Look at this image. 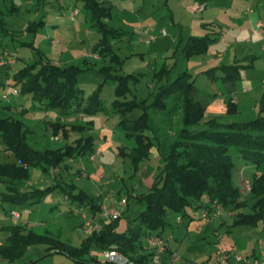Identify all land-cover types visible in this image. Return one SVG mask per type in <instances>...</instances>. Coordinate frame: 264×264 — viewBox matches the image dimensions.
I'll return each instance as SVG.
<instances>
[{
  "label": "rangeland",
  "instance_id": "374dc122",
  "mask_svg": "<svg viewBox=\"0 0 264 264\" xmlns=\"http://www.w3.org/2000/svg\"><path fill=\"white\" fill-rule=\"evenodd\" d=\"M99 1L113 6L112 18L107 21L109 26L126 32L122 40L113 43L115 52L126 60L118 74L139 78V81L131 84L132 92L125 100L136 97L138 100L149 98L151 102L163 86L174 82L184 72L193 76L199 90L209 95L224 92L226 85L223 80L210 78L205 72L222 65L235 64L249 55L251 50L257 51V60H262L260 64L264 68V49L259 50L261 45H264V0ZM201 4H205L206 9L197 12ZM0 11L4 20V25L0 24V56L7 52L16 62L13 66H0V120L8 117L23 120L33 130L28 135V142L38 150L58 149L82 136L94 137L95 148L100 145L104 148L102 154H93L94 160L88 154L76 158L69 163V171L63 172L62 176H59L60 173L56 170L48 176L38 169H32L30 179L18 181L17 184L22 191L45 190L57 183L74 184L77 187L75 194L81 190L86 192L97 203L103 204V211L94 213L89 207L80 206L72 199L70 192H64L61 186H57L49 189L42 200L35 204H3L0 206V222L6 225L28 224L27 228L31 227L36 232L60 235L63 241L80 245L86 238L87 221H99L104 215L118 211L121 218L118 220L117 229L119 232L126 231L144 209V205L138 202L136 196L150 190L156 176L162 172L172 143L184 127L180 96L173 94L168 99L167 109L164 111L151 110L148 135L155 145L149 160L144 162L139 170L135 169L129 158L119 155V147L124 146L129 150L136 143L125 137L118 125L120 117L111 110L116 99L115 85L112 83H106L101 91V99L106 108L104 111L93 116L82 113L61 116L57 111L68 124L87 125L92 121L90 129L73 134L70 140L55 136L47 124L55 121V118L50 114L45 115V111L34 105L29 95L15 94L18 88L14 86L13 76L27 63L32 62L38 51L51 60L60 61L64 66H83V60L87 59L94 69L81 74L78 84L88 97L104 81V77L97 70L108 64L92 53L101 35L92 27L91 15L81 0H45L44 3L37 0H0ZM254 18L263 24L262 29L260 28L261 38L256 37L260 40L257 47L245 43L244 40L252 36L248 32H241L243 28H248ZM32 22L37 23V30L28 31L27 28ZM208 33H213L212 37L216 39L209 52L185 58L183 47L189 37L205 36ZM222 38L232 44L230 49L221 43ZM54 41L56 43H53ZM219 54L223 56L219 57ZM163 68L167 69L166 75L163 80L158 79L155 74ZM221 75L219 71L217 76ZM237 85L243 88L242 81ZM6 95L10 99H5ZM242 97L240 110L231 115V119L229 117L225 123L251 121L258 117L260 108L254 98L250 105L256 108V115L247 116L243 113V106L247 104H243ZM21 108L27 111L23 113ZM51 112L55 113L56 110L49 111ZM141 114L138 110L130 117L136 119ZM231 153L237 166L234 179L239 188L242 185L241 177L251 181L255 174L264 172V164L257 169L247 164L234 149ZM12 160V155L8 153L0 137V162ZM55 176L61 182H55ZM0 190H4V185L0 186ZM243 195L247 199L250 197L246 191ZM210 205L208 196H204L201 202H193L188 209L189 216L185 218L184 225L177 226V218L174 216L168 218L172 226L165 229L162 237L165 238V245L175 247L178 255L183 257L180 264H218L217 259L225 247L233 254L243 258L250 257L251 264H255L257 259L262 260L263 226L236 227L233 215L229 212H222V216L217 218H213V214L209 218H203L207 212L205 208ZM25 210L24 218L17 219L13 216L14 213L22 216ZM191 216L205 226L204 231L188 230L187 224L190 223ZM103 222L106 224L107 220ZM170 234L175 235L174 241L169 240ZM7 236L8 232H0V241ZM143 243L148 248V237L143 238ZM45 250V246H32L20 260L9 263L0 259V264H30L34 261H38L37 264H75L64 254L49 255ZM160 258L161 264H164L162 255ZM148 264L157 263L152 257Z\"/></svg>",
  "mask_w": 264,
  "mask_h": 264
},
{
  "label": "trees",
  "instance_id": "16d2710c",
  "mask_svg": "<svg viewBox=\"0 0 264 264\" xmlns=\"http://www.w3.org/2000/svg\"><path fill=\"white\" fill-rule=\"evenodd\" d=\"M37 1L44 3L45 0ZM81 1L91 15L92 27L101 35L92 53L108 63L97 70L104 81L86 97L78 79L81 74L94 69L87 59L83 60V66H63L38 51L35 59L13 76L18 94L29 95L34 105L45 112L56 110L61 116L73 113L93 116L106 109L101 99L103 86L106 83L114 84L116 99L111 110L120 117L118 125L125 137L136 143L129 150L124 146L119 147V155L129 158L136 170L149 160L155 145L148 135L151 110H166L168 99L175 93L182 102L184 127L172 143L162 172L156 176L150 190L136 196L144 209L126 231H118L121 217L114 218L104 225L102 231L87 235L80 245H73L63 241L60 235L49 232L41 234L31 227L27 228L28 224L2 225L0 222V232H8L6 239L0 241V259L14 263L30 247L40 245L45 246L49 255L61 253L77 264H106L102 256L109 250L123 253L134 264H148L154 252L149 246H144L143 238L151 235L162 237L165 229L172 226L168 220L170 216L181 218L182 222L189 216L188 209L193 202H201L204 196H208L211 203L205 208L206 213L211 215L219 206L222 212L233 213L234 226H263L264 231V172L255 174L251 181L241 177L242 185L239 188L234 179L237 166L231 153L234 149L247 164L257 169L264 164V96L259 103L260 113L254 120L224 123L218 117L206 118L209 102L199 95L193 76L184 72L174 82L163 86L151 102L149 98L125 100L132 92L131 84L139 81L137 76L118 74L126 60L115 52L113 43L122 40L126 32L109 26L107 21L112 18L113 10L111 4L99 0ZM0 24L4 25L1 11ZM36 26L37 23L32 22L27 29L37 30ZM212 34L189 37L183 47L184 57L207 54L216 40ZM254 61L255 58H246L205 73L210 78H220L225 84L234 86L242 80V71L253 68ZM219 71L222 74L220 77L217 76ZM166 72L167 69L163 68L155 77L163 80ZM227 108L229 115L238 113V105L231 99L227 101ZM138 110L142 114L132 119L130 115ZM26 111L21 109L23 113ZM92 123L68 124L55 120L47 124L55 136L61 134L64 139L70 140L73 134L90 129ZM32 132L23 120L12 117L0 120V137L13 157L12 161L0 162V186L4 185V190H0V206L5 203L35 204L42 200L49 189L61 186L64 192L71 193L72 199L80 206H87L94 213L102 211L101 204L93 197L82 190L75 194L77 187L63 180L64 184L57 183L45 190L22 191L18 188V181L30 179L32 169H38L48 176L56 170L62 176L63 172L69 171L70 162L87 154L92 157L101 147L95 148L94 137L82 136L58 149L38 150L28 142V135ZM56 176L55 182H61ZM245 182H249L250 190L245 188ZM244 191L250 194L248 199L243 195ZM190 219V222L194 220L192 216ZM37 263L34 261L30 264Z\"/></svg>",
  "mask_w": 264,
  "mask_h": 264
},
{
  "label": "crops",
  "instance_id": "0c3cea01",
  "mask_svg": "<svg viewBox=\"0 0 264 264\" xmlns=\"http://www.w3.org/2000/svg\"><path fill=\"white\" fill-rule=\"evenodd\" d=\"M256 21H257V24L255 25ZM259 24H260V22H258V20H256L255 18L250 21L249 26L247 25V23L245 24V26L246 27L248 26V28H246V29L243 28V30H241V32H243V33L248 32L249 35L252 36V38L245 39L244 40L245 43H247L249 45L253 44L254 47L256 45L257 46L260 45V40H259L261 38L260 30L262 29V27L260 29ZM253 29H258V32L254 33ZM256 37H259V39L257 40ZM254 40H255V42H254ZM53 43H56V42L54 41ZM221 43L226 45L227 49L228 48L230 49L232 47V44L228 43V41L224 38L221 39ZM263 49H264V45H261V49H259V50L263 51ZM256 52H257L256 50L255 51L251 50L249 55H247L245 58H243V60L246 58H255V61L253 63L252 69L244 70L242 72V80H241L243 82V88L242 89L237 85L238 83L234 86H229V85L225 84L226 87H225L224 92L220 91L219 93H216L217 95L215 97L205 93L204 91L199 90V95L202 96L204 99H206L209 102V105L207 108V113H206V118L218 117L221 119V122L225 123L229 119V117L231 116L228 114L227 101L229 99L233 100V102L238 105V110H240V100H241L242 96H243L242 97L243 98V104H247V105L243 106V113H245V115H247V116H250L251 114L256 115V108H254V107L252 108V106L250 105L251 100L254 98L257 106L259 107V103H260L262 97L264 96V68H262V66L260 64L262 60H257L258 56H256V54H257ZM222 56H223L222 54H219V57H222ZM52 61L55 62L56 64L61 65L60 61H55V60H52ZM63 62H67V61H63ZM216 68H219V67H216ZM258 79H259V81H257ZM260 80H261V82H260ZM45 113H46L45 115H47V116L50 114V116L55 118L56 121H61V122L67 123L66 120L63 121L61 116L58 114L59 112L57 113V111L55 113L54 112H51V113L45 112ZM230 119H231V117H230ZM234 122H237V121H234ZM60 136H61V134L58 135V137H60ZM71 142H73V141H71ZM102 150H104L103 147H102ZM150 179H151V174H150ZM103 194H105V192H103ZM101 206H102V211H103V209H104L103 204H101ZM23 214L24 215H22L21 219L24 218V216H26V210L23 211ZM230 215H233V213H230ZM103 220H107L106 224L111 221V219H109L106 215H104L103 219H99V221H95V222H99L103 225H106L103 222ZM206 223H211V222H206ZM175 224L177 226L184 225L185 221L182 220V222H179L178 219H176ZM187 228L189 231L190 230H197V231L202 232L205 230V226L203 227L195 219L193 221H191L189 224H187ZM86 237H87V234H86ZM161 238L163 240L165 239L164 237H161ZM168 238H169V240L174 241L175 235L170 234L168 236ZM169 243H171V242H169ZM164 248H165V252L161 254L163 257L162 261L164 262V264H178V263L180 264L183 261V257H180L178 255L177 249H175V247H171V245H167V244L165 245V241H164ZM225 248L228 249L227 247H225ZM225 248H223V249H225ZM217 263H218V261H217ZM260 263H261V259H257L255 261V264H260ZM75 264H77V263L75 262ZM187 264H189V263H187Z\"/></svg>",
  "mask_w": 264,
  "mask_h": 264
},
{
  "label": "built area",
  "instance_id": "2783aa9c",
  "mask_svg": "<svg viewBox=\"0 0 264 264\" xmlns=\"http://www.w3.org/2000/svg\"><path fill=\"white\" fill-rule=\"evenodd\" d=\"M205 9H206V5L201 4L197 12H203ZM261 27H263V25L260 23L259 28ZM258 29H253V32L257 33ZM14 64H15V60L7 52L4 53L2 56H0V66L7 67V66H13ZM15 94H18L17 90H15ZM5 98L8 99L7 96ZM102 152H103L102 147H99L94 154L98 156L102 154ZM95 155H92L91 159L94 160ZM245 188L247 190H250L249 182H245ZM212 214L214 215L213 218L222 216L221 208L219 206H216L215 211ZM13 216L17 219H21V215L19 213H14ZM84 216L86 217V215ZM106 216L109 219H113V218L121 217V213L115 211L113 214ZM203 217L209 218L210 214L205 213ZM178 221L181 222V218H178ZM103 228H104L103 224L99 222H95L93 220H89L85 223V233L87 235L92 234L93 232H100L103 230ZM148 245L154 252L153 258L155 263L160 264L161 263L160 255L165 252L164 240L161 237L151 235L148 237ZM102 259L106 264H134L129 257L116 250L105 251L102 256ZM217 261L218 264H251V261L249 259L243 258L242 256L237 254H233L226 248L223 249ZM260 264H264V256Z\"/></svg>",
  "mask_w": 264,
  "mask_h": 264
}]
</instances>
